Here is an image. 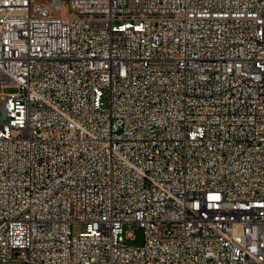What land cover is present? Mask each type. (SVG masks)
<instances>
[{
  "label": "built area",
  "instance_id": "2783aa9c",
  "mask_svg": "<svg viewBox=\"0 0 264 264\" xmlns=\"http://www.w3.org/2000/svg\"><path fill=\"white\" fill-rule=\"evenodd\" d=\"M0 84V264H264V0H0Z\"/></svg>",
  "mask_w": 264,
  "mask_h": 264
},
{
  "label": "rangeland",
  "instance_id": "374dc122",
  "mask_svg": "<svg viewBox=\"0 0 264 264\" xmlns=\"http://www.w3.org/2000/svg\"><path fill=\"white\" fill-rule=\"evenodd\" d=\"M17 91V87L15 86H6L3 87L2 84H0V93L2 92H15ZM104 100H105V104H107L108 102V95L105 94L104 96ZM0 101H1V97H0ZM73 232L75 234L79 233L82 229H83V224L78 222V223H74L73 226ZM133 239H127L128 243L130 245H142L144 243V230L141 227H134L133 228ZM7 264H23V262L21 260H9L7 262Z\"/></svg>",
  "mask_w": 264,
  "mask_h": 264
}]
</instances>
